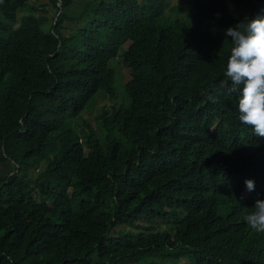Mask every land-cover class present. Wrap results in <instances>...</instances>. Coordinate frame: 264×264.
I'll use <instances>...</instances> for the list:
<instances>
[{"label": "trees", "instance_id": "obj_1", "mask_svg": "<svg viewBox=\"0 0 264 264\" xmlns=\"http://www.w3.org/2000/svg\"><path fill=\"white\" fill-rule=\"evenodd\" d=\"M34 1L0 0V264H264V137L208 99L264 0Z\"/></svg>", "mask_w": 264, "mask_h": 264}, {"label": "clouds", "instance_id": "obj_2", "mask_svg": "<svg viewBox=\"0 0 264 264\" xmlns=\"http://www.w3.org/2000/svg\"><path fill=\"white\" fill-rule=\"evenodd\" d=\"M233 47L228 59L225 76L216 89L217 95H208L213 103L219 93L239 94V120L251 126L258 137H264V15L254 19L245 17L235 26L225 30ZM246 190H255V180L244 181ZM254 210L245 215L248 226L255 232L264 233V200L258 199Z\"/></svg>", "mask_w": 264, "mask_h": 264}, {"label": "rangeland", "instance_id": "obj_3", "mask_svg": "<svg viewBox=\"0 0 264 264\" xmlns=\"http://www.w3.org/2000/svg\"><path fill=\"white\" fill-rule=\"evenodd\" d=\"M193 1L194 0H171L170 3V8L168 11V15L169 16H176L178 18H181L183 20L188 21L190 19V16L192 15V13L194 12L193 10ZM46 2V0H40V1H34V4L38 7L39 11H37V16H40V13H43V4ZM48 9H50V13H48V17L49 20H52L54 14L56 13V10L51 7L48 6ZM179 9L178 12H175V9ZM31 11H27V10H23L21 12V17L25 16V14L29 13ZM50 21L46 24L47 26H49ZM123 72L121 73V76L119 78L118 81V85H117V90H118V98L116 99H111L110 97L107 96H100L99 98V104L96 106V112H92V111H86L83 113V118H88V121L90 123H94L97 127L96 129L99 131V133L102 135L103 134V129L101 127V122L99 120V115L100 113H102L104 111V108H111V107H117L119 105H121L126 99H124L123 96V88L124 85L126 84V82L129 80V74H130V70L126 67H122ZM123 97V98H122ZM94 104V103H93ZM92 104V105H93ZM90 106V109L93 108V106ZM74 123H78V120H75ZM85 123L80 125V128L84 125ZM120 227H117V229H119Z\"/></svg>", "mask_w": 264, "mask_h": 264}]
</instances>
